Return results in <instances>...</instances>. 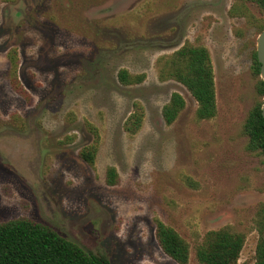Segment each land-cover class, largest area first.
<instances>
[{
	"label": "rangeland",
	"instance_id": "1",
	"mask_svg": "<svg viewBox=\"0 0 264 264\" xmlns=\"http://www.w3.org/2000/svg\"><path fill=\"white\" fill-rule=\"evenodd\" d=\"M234 1L243 15L229 16ZM263 28L251 0H0V224H42L109 264H177L157 244V220L188 244L187 264H199L208 232L228 228L244 236L237 264H254L264 156L245 150L242 130L264 100L253 73ZM186 43L210 53L213 119L198 121L188 90L158 79L157 59ZM120 69L145 79L122 86ZM173 92L185 107L168 126ZM134 101L144 119L130 136ZM85 123L100 135L93 168L78 155L92 142Z\"/></svg>",
	"mask_w": 264,
	"mask_h": 264
},
{
	"label": "trees",
	"instance_id": "2",
	"mask_svg": "<svg viewBox=\"0 0 264 264\" xmlns=\"http://www.w3.org/2000/svg\"><path fill=\"white\" fill-rule=\"evenodd\" d=\"M264 11V0H251ZM242 3L234 1L229 16L243 15ZM238 11V13H237ZM10 73L14 90L23 93L17 79V57L15 53L8 56ZM158 79L174 80L183 85L197 103L195 112L198 121L213 119L216 115L215 84L212 60L209 51L202 45L184 44L170 55L157 59ZM259 63L256 53L253 54V73L258 75ZM117 81L125 87L140 85L144 74H132L126 69L117 73ZM260 94L264 93V84L258 82ZM185 102L176 92L161 109V117L166 125H171L184 109ZM144 109L140 102L132 103V110L123 123V131L130 136L141 128ZM92 135V142L79 151L80 159L94 167L100 135L98 129L85 123ZM243 134L247 137L245 150L249 153L264 156V117L260 105H255L248 113L243 125ZM118 175L114 167L105 172V182L114 186ZM257 228L259 241L256 247L254 264H264V203L257 211ZM155 238L161 251L177 264H187L189 258L188 244L171 227L161 221L155 222ZM244 245V236L228 228L210 231L204 241L196 248V259L199 264H237ZM0 264H109L102 257L85 251L51 228L28 219H15L0 224Z\"/></svg>",
	"mask_w": 264,
	"mask_h": 264
},
{
	"label": "water",
	"instance_id": "3",
	"mask_svg": "<svg viewBox=\"0 0 264 264\" xmlns=\"http://www.w3.org/2000/svg\"><path fill=\"white\" fill-rule=\"evenodd\" d=\"M256 57L260 64V77L264 81V29L260 33L257 46H256ZM262 115L264 116V103L262 105Z\"/></svg>",
	"mask_w": 264,
	"mask_h": 264
},
{
	"label": "flooded vegetation",
	"instance_id": "4",
	"mask_svg": "<svg viewBox=\"0 0 264 264\" xmlns=\"http://www.w3.org/2000/svg\"><path fill=\"white\" fill-rule=\"evenodd\" d=\"M264 29V28H263ZM257 58V57H256ZM258 77H259V79L263 82V84H264V81L261 79V77H260V64H259V72H258ZM263 95H264V93H263ZM263 103H264V100H263ZM263 105V104H262ZM262 105H261V107H260V109H261V113H262ZM263 116V115H262ZM264 117V116H263Z\"/></svg>",
	"mask_w": 264,
	"mask_h": 264
}]
</instances>
